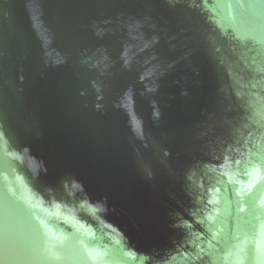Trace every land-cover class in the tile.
I'll return each instance as SVG.
<instances>
[{"label":"water","instance_id":"obj_1","mask_svg":"<svg viewBox=\"0 0 264 264\" xmlns=\"http://www.w3.org/2000/svg\"><path fill=\"white\" fill-rule=\"evenodd\" d=\"M4 264H264V0H0Z\"/></svg>","mask_w":264,"mask_h":264},{"label":"snow or ice","instance_id":"obj_2","mask_svg":"<svg viewBox=\"0 0 264 264\" xmlns=\"http://www.w3.org/2000/svg\"><path fill=\"white\" fill-rule=\"evenodd\" d=\"M5 243V232L2 219H0V250L3 249ZM0 264H4L3 260H0Z\"/></svg>","mask_w":264,"mask_h":264}]
</instances>
